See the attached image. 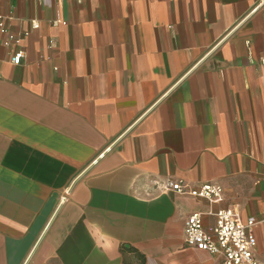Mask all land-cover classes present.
<instances>
[{
	"label": "crops",
	"instance_id": "obj_1",
	"mask_svg": "<svg viewBox=\"0 0 264 264\" xmlns=\"http://www.w3.org/2000/svg\"><path fill=\"white\" fill-rule=\"evenodd\" d=\"M0 16L24 37L0 32V264H224L185 225L228 209L257 219L264 264V0H0Z\"/></svg>",
	"mask_w": 264,
	"mask_h": 264
},
{
	"label": "built area",
	"instance_id": "obj_2",
	"mask_svg": "<svg viewBox=\"0 0 264 264\" xmlns=\"http://www.w3.org/2000/svg\"><path fill=\"white\" fill-rule=\"evenodd\" d=\"M0 32L15 45H20L24 39L10 32L3 16H0ZM25 57L22 50L18 51L12 58V63L19 66ZM164 185L169 191L207 200L211 205L224 201V188L212 182L205 183L199 188H190L186 182L173 180L166 181ZM205 214L194 213L188 218L185 225V241L188 247L221 256L224 258V264H261L255 255L258 246L255 234L257 219L251 218L245 223L241 215L233 209L210 210L207 214L216 217V225L207 231L203 224Z\"/></svg>",
	"mask_w": 264,
	"mask_h": 264
}]
</instances>
